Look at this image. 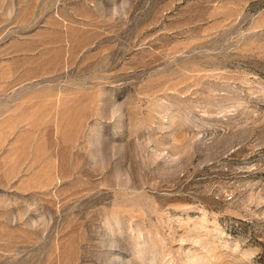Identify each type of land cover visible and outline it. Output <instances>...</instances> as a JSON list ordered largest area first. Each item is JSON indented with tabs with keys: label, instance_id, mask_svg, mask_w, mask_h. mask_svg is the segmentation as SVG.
<instances>
[{
	"label": "rangeland",
	"instance_id": "obj_1",
	"mask_svg": "<svg viewBox=\"0 0 264 264\" xmlns=\"http://www.w3.org/2000/svg\"><path fill=\"white\" fill-rule=\"evenodd\" d=\"M0 264H264V0H0Z\"/></svg>",
	"mask_w": 264,
	"mask_h": 264
}]
</instances>
